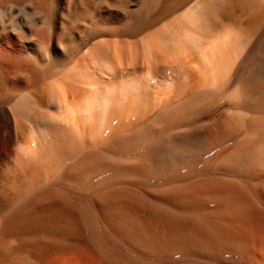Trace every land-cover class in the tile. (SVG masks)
Wrapping results in <instances>:
<instances>
[{"label":"bare ground","instance_id":"1","mask_svg":"<svg viewBox=\"0 0 264 264\" xmlns=\"http://www.w3.org/2000/svg\"><path fill=\"white\" fill-rule=\"evenodd\" d=\"M0 264H264V0H0Z\"/></svg>","mask_w":264,"mask_h":264}]
</instances>
